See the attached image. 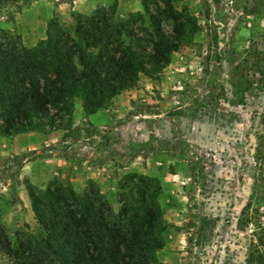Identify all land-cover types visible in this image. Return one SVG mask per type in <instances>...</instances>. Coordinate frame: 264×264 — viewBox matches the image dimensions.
Returning a JSON list of instances; mask_svg holds the SVG:
<instances>
[{
  "label": "rangeland",
  "instance_id": "rangeland-1",
  "mask_svg": "<svg viewBox=\"0 0 264 264\" xmlns=\"http://www.w3.org/2000/svg\"><path fill=\"white\" fill-rule=\"evenodd\" d=\"M109 6L118 20L144 12V0H30L0 10V29L32 47L52 22L71 28L74 15ZM175 6L196 21L194 32L104 116L85 120L78 101L67 140L64 130L0 135V214L12 242L38 227L27 182L78 192L95 183L118 210L136 173L162 188L161 264H264V0Z\"/></svg>",
  "mask_w": 264,
  "mask_h": 264
},
{
  "label": "trees",
  "instance_id": "trees-1",
  "mask_svg": "<svg viewBox=\"0 0 264 264\" xmlns=\"http://www.w3.org/2000/svg\"><path fill=\"white\" fill-rule=\"evenodd\" d=\"M29 1L0 0V10ZM178 1L144 0V12L124 20L114 6L76 14L71 28L54 21L32 47L0 29V135L64 130L67 140L78 101L85 116L93 115L136 87L141 74L169 65L196 28ZM26 189L38 227L12 242L0 214V264H161L157 178L127 176L118 210L95 183L83 192L58 182L45 189L27 182Z\"/></svg>",
  "mask_w": 264,
  "mask_h": 264
},
{
  "label": "crops",
  "instance_id": "crops-1",
  "mask_svg": "<svg viewBox=\"0 0 264 264\" xmlns=\"http://www.w3.org/2000/svg\"><path fill=\"white\" fill-rule=\"evenodd\" d=\"M104 111H106V110L98 111L97 113H95V114H93V115H90V116H85V114H84V112H83V110H82V111H81V116H82L85 120L95 121V120H97L100 116H104V114H105ZM136 156H137V159H138V158H141V157H144V155L142 156L141 154H137ZM144 161H146V163H147V161H149V157H146V158L144 159ZM150 167H153V168H150ZM154 168H155L154 165H153V166H150V164L147 163V171H150V172H151L152 169H154ZM136 169H138V168H136ZM151 173H154V172H151Z\"/></svg>",
  "mask_w": 264,
  "mask_h": 264
}]
</instances>
